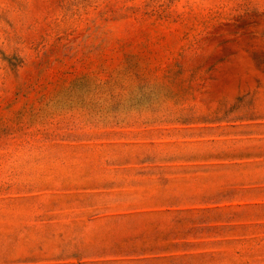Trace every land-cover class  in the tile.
<instances>
[{
  "label": "rangeland",
  "instance_id": "1",
  "mask_svg": "<svg viewBox=\"0 0 264 264\" xmlns=\"http://www.w3.org/2000/svg\"><path fill=\"white\" fill-rule=\"evenodd\" d=\"M0 264H264V0H0Z\"/></svg>",
  "mask_w": 264,
  "mask_h": 264
}]
</instances>
